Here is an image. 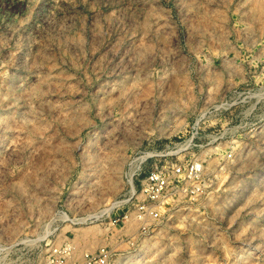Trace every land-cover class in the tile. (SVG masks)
Wrapping results in <instances>:
<instances>
[{
    "label": "rangeland",
    "instance_id": "obj_1",
    "mask_svg": "<svg viewBox=\"0 0 264 264\" xmlns=\"http://www.w3.org/2000/svg\"><path fill=\"white\" fill-rule=\"evenodd\" d=\"M0 264H264V0H0Z\"/></svg>",
    "mask_w": 264,
    "mask_h": 264
},
{
    "label": "built area",
    "instance_id": "obj_2",
    "mask_svg": "<svg viewBox=\"0 0 264 264\" xmlns=\"http://www.w3.org/2000/svg\"><path fill=\"white\" fill-rule=\"evenodd\" d=\"M200 171L201 170H199L197 166L193 165L187 172H195L196 174H200ZM175 172L181 174L182 169L177 168ZM169 185V177L159 171H154L147 176L143 182V193L147 195V198L151 204L147 206L144 203H141L137 206V214L140 220L143 221L147 216H153L157 214L155 204L160 202L165 197L169 189ZM93 259L95 258H92V260Z\"/></svg>",
    "mask_w": 264,
    "mask_h": 264
}]
</instances>
